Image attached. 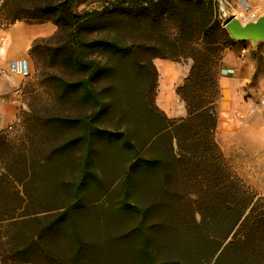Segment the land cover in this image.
Segmentation results:
<instances>
[{
    "label": "trees",
    "instance_id": "obj_1",
    "mask_svg": "<svg viewBox=\"0 0 264 264\" xmlns=\"http://www.w3.org/2000/svg\"><path fill=\"white\" fill-rule=\"evenodd\" d=\"M75 2L36 6L48 13L39 18L17 5L7 16L65 31L60 63L82 78H56L57 102L65 109L74 97L75 113L35 115L33 125L18 117V136L0 131V264H264V195L229 167L215 135L222 52L237 42L218 1L120 0L130 35L143 39L123 32L121 42L84 40L85 24L109 7L76 12ZM155 57L192 60L175 89L185 117L155 103ZM105 75H121L124 89H96Z\"/></svg>",
    "mask_w": 264,
    "mask_h": 264
},
{
    "label": "rangeland",
    "instance_id": "obj_2",
    "mask_svg": "<svg viewBox=\"0 0 264 264\" xmlns=\"http://www.w3.org/2000/svg\"><path fill=\"white\" fill-rule=\"evenodd\" d=\"M119 1L120 0H76L73 5V10L76 12L100 9L103 6L109 7V11L106 15L102 16L100 19L89 21L85 24V27L92 28V30H84L82 33L84 40H90L97 37H107L108 39H116L118 42H121V33L123 32L126 33L125 35L127 36V41L143 40L139 37L132 38L133 36L130 35L136 29V25H134V22L129 20L130 14L126 17V8L123 9L121 5L116 4ZM6 2L7 3L5 6H3V0H0V24L9 25L11 23V19H8L7 16H9L11 9L17 5L25 8L26 12H29V14L32 16L34 15L39 18L41 14L47 16L48 13L42 12L40 15H37V12L33 9L34 7L43 6L46 3L58 4L60 0H6ZM241 15L243 16H239L240 18L238 19L242 22L251 21L256 18L255 16L244 15L243 13H241ZM48 16L54 17L53 14H49ZM229 16H232L230 14V10L227 9L224 3L220 4L218 1V19L222 26L225 19ZM161 27L163 30L165 28L170 34L175 33L174 27L171 24L167 25L166 27H164L163 24ZM64 39L65 31L58 28L56 34L53 37L44 40H38L35 43L36 52H34L31 56V65L29 68V74L27 75L28 79L23 85L20 94L21 105L18 112L20 122L24 120L30 125H33L36 123L35 115H43L44 117V115L51 116L61 113L63 108L60 107L59 103L57 102L56 78L63 77L69 81H77L82 78L80 70L72 67H63L60 63L61 43ZM85 54L87 55L86 57L88 59L94 58L100 63H103V56L98 54ZM147 55L148 54H145L144 52L140 54L143 59L144 57L148 58ZM151 61L153 63V58ZM144 62L145 60L142 61V64H144ZM229 73L231 74V72ZM220 76H222L221 71H219L218 74L219 97L216 103V108L219 116V123L215 134L216 140L222 149L223 156L229 167L249 187L253 188L255 192L260 194L258 189L247 183L246 179L241 176V173H245V170L249 164L245 163L244 161H235L236 158H240L247 153H251V150L248 147L251 142L258 144L261 140L260 129L261 127L264 128V107H262L264 106V100L257 97L255 93H253V90L256 87H260V85L255 81H252L247 85H238V87H236V84L232 79H227L223 82L225 91L222 93L219 83ZM128 77H134V83L138 84L140 80L142 82V75L140 77L138 74L134 75L131 73L128 75ZM151 78V70L148 68L146 78H143L147 97L151 96ZM93 85L96 87V89L104 88V86L107 88L110 85L115 86V88L118 85L124 89V83L121 79V75L113 77L111 75H105L104 77H101L100 80L98 79L97 81H93ZM136 93L140 92L137 90ZM109 94V91L103 93L105 96H108ZM72 98V102L70 100L65 109H63L71 114L77 111L74 97ZM161 101L164 103L166 101V97L162 98ZM175 104H178V106H175ZM173 105L177 109L176 113L178 110H182V104L180 101H178V99L175 98ZM15 122L1 131L8 132L11 137L18 136L21 132V126H18V118ZM41 123L42 122H40V124ZM109 123L111 124V121H108L107 124ZM249 135L250 137H248ZM251 149H253L252 153L255 154L257 151L256 146ZM119 165L121 166V164ZM260 173L261 167L259 174ZM108 177L110 184L116 181L113 176L108 175ZM258 181L262 183L260 175ZM118 198L120 199L121 196H113L114 200H117Z\"/></svg>",
    "mask_w": 264,
    "mask_h": 264
},
{
    "label": "crops",
    "instance_id": "obj_3",
    "mask_svg": "<svg viewBox=\"0 0 264 264\" xmlns=\"http://www.w3.org/2000/svg\"><path fill=\"white\" fill-rule=\"evenodd\" d=\"M224 3L230 14L240 18L241 13L258 17L264 14V0H220ZM58 27L51 21L34 22L17 20L9 25L0 24V131L13 124L18 118L21 105L20 94L28 76L10 71L8 69L11 61L25 60L29 68L31 65V49L38 40L53 37ZM237 41L224 48L221 57V72L219 78L221 92L225 88L223 82L232 79L238 85H247L255 81L260 87H256L253 93L264 100V42L253 44L251 41ZM244 48V54L241 49ZM153 64L157 71L155 103L170 118H181L186 116L184 102L179 98L175 89L182 84L187 76L192 60L189 58L172 60L168 58H153ZM232 69L231 74L227 70ZM235 87V88H236ZM166 97L163 103L162 98ZM178 99L182 104V110L174 107V100ZM175 106H178V104ZM264 107V106H262ZM221 119V118H220ZM219 121V116H218ZM219 123V122H218ZM259 131V130H258ZM261 140L258 144L251 142L247 153L236 162L249 164L245 173H241L247 183L258 189L264 195V128L261 127ZM250 137V135L248 136ZM256 146V153H252ZM258 164V165H257ZM262 164V165H260ZM261 167V173L259 174ZM260 179L262 183L258 181Z\"/></svg>",
    "mask_w": 264,
    "mask_h": 264
},
{
    "label": "water",
    "instance_id": "obj_4",
    "mask_svg": "<svg viewBox=\"0 0 264 264\" xmlns=\"http://www.w3.org/2000/svg\"><path fill=\"white\" fill-rule=\"evenodd\" d=\"M223 26L230 38L235 41L249 40L253 44L259 41L264 42V14L246 22L232 15L225 19Z\"/></svg>",
    "mask_w": 264,
    "mask_h": 264
},
{
    "label": "built area",
    "instance_id": "obj_5",
    "mask_svg": "<svg viewBox=\"0 0 264 264\" xmlns=\"http://www.w3.org/2000/svg\"><path fill=\"white\" fill-rule=\"evenodd\" d=\"M220 4H222V2L220 0H218ZM222 8V6H221ZM1 26H4V24H1ZM245 49L242 48L241 49V53L244 54ZM8 69L10 71H14L17 73H20L24 76H27L29 74V65L27 63V61L25 60H18V61H11L9 63ZM227 72H232V69L227 70ZM0 73H2V71L0 70Z\"/></svg>",
    "mask_w": 264,
    "mask_h": 264
}]
</instances>
